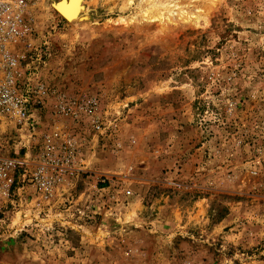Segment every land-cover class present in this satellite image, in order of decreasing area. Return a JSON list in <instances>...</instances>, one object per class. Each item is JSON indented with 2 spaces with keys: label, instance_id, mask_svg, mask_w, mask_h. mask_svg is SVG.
I'll return each mask as SVG.
<instances>
[{
  "label": "rangeland",
  "instance_id": "rangeland-1",
  "mask_svg": "<svg viewBox=\"0 0 264 264\" xmlns=\"http://www.w3.org/2000/svg\"><path fill=\"white\" fill-rule=\"evenodd\" d=\"M59 1L22 0L35 65L106 129L72 130L50 196L0 200V264H264V0Z\"/></svg>",
  "mask_w": 264,
  "mask_h": 264
},
{
  "label": "built area",
  "instance_id": "built-area-1",
  "mask_svg": "<svg viewBox=\"0 0 264 264\" xmlns=\"http://www.w3.org/2000/svg\"><path fill=\"white\" fill-rule=\"evenodd\" d=\"M34 40L22 0H0V200L18 195L25 184L50 196L64 175H72L84 146L72 130L89 124L102 135L106 129L97 98L74 97L42 81ZM45 111L47 132L41 130ZM23 150L33 153L31 168L26 155L15 158Z\"/></svg>",
  "mask_w": 264,
  "mask_h": 264
},
{
  "label": "bare ground",
  "instance_id": "bare-ground-1",
  "mask_svg": "<svg viewBox=\"0 0 264 264\" xmlns=\"http://www.w3.org/2000/svg\"><path fill=\"white\" fill-rule=\"evenodd\" d=\"M52 7L69 24L80 23L86 12L83 0H60L53 3Z\"/></svg>",
  "mask_w": 264,
  "mask_h": 264
}]
</instances>
